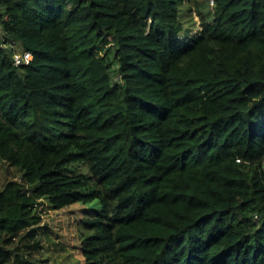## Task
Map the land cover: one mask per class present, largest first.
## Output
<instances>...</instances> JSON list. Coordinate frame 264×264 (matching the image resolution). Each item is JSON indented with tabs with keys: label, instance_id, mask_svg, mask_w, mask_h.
Here are the masks:
<instances>
[{
	"label": "trees",
	"instance_id": "trees-1",
	"mask_svg": "<svg viewBox=\"0 0 264 264\" xmlns=\"http://www.w3.org/2000/svg\"><path fill=\"white\" fill-rule=\"evenodd\" d=\"M212 2L0 0V264L41 200H98L82 264H264V0Z\"/></svg>",
	"mask_w": 264,
	"mask_h": 264
},
{
	"label": "rangeland",
	"instance_id": "rangeland-1",
	"mask_svg": "<svg viewBox=\"0 0 264 264\" xmlns=\"http://www.w3.org/2000/svg\"><path fill=\"white\" fill-rule=\"evenodd\" d=\"M213 5L209 0H197V3L183 0L181 5V20L192 27V32L201 29L198 13L204 15L207 21L212 19ZM19 52L20 49L16 48ZM9 174L18 178V174L6 165H0V186ZM37 213L41 215V222L27 237L29 244L35 249L31 252L30 260L35 264H82L80 250V230L77 221L86 214L100 211L98 200L89 204L75 203L60 210H54L41 200L37 206ZM21 248V243H20Z\"/></svg>",
	"mask_w": 264,
	"mask_h": 264
},
{
	"label": "built area",
	"instance_id": "built-area-1",
	"mask_svg": "<svg viewBox=\"0 0 264 264\" xmlns=\"http://www.w3.org/2000/svg\"><path fill=\"white\" fill-rule=\"evenodd\" d=\"M210 4L213 5L212 0H210ZM13 60H14V64L17 67L22 66V65H28L29 62L32 60V54L28 51L16 52L13 55Z\"/></svg>",
	"mask_w": 264,
	"mask_h": 264
}]
</instances>
